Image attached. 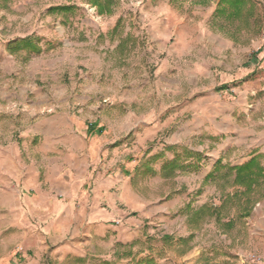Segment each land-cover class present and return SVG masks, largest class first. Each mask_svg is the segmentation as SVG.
<instances>
[{"label":"rangeland","instance_id":"1","mask_svg":"<svg viewBox=\"0 0 264 264\" xmlns=\"http://www.w3.org/2000/svg\"><path fill=\"white\" fill-rule=\"evenodd\" d=\"M216 4L115 0L99 13L88 0H0V202H30L28 235L53 237L39 218L63 200L68 180L55 170L73 161L75 141L95 136L87 193L128 164L135 194L154 202L129 212L136 224L110 241L81 245L91 256L59 257L46 240L5 264H185L178 257L193 246L192 264H264V182L247 190L226 174L264 154V90L244 86L261 70L252 45L264 40V0L228 32L211 25ZM22 38L38 48L15 49ZM3 208L0 237H19L5 229L19 217ZM13 240L0 239V254Z\"/></svg>","mask_w":264,"mask_h":264},{"label":"crops","instance_id":"2","mask_svg":"<svg viewBox=\"0 0 264 264\" xmlns=\"http://www.w3.org/2000/svg\"><path fill=\"white\" fill-rule=\"evenodd\" d=\"M217 1L218 0H215V4ZM255 4L258 5V3ZM213 10L214 8L211 9L210 14H212ZM259 47L260 52L264 56L263 39L259 40L257 45H252L253 49ZM201 65L206 66L205 64ZM208 67L209 69L205 70L206 72L210 70L211 65H208L207 68ZM260 67L261 70L253 75V79H249L246 84H244L247 88L246 91H250L251 94L264 90V57L260 63ZM223 82L224 81H221L218 85H221ZM220 90L222 91L223 89ZM81 132L82 130L79 131V136L83 137V133L81 134ZM78 142H80V146L76 144ZM74 143L75 145L71 150L73 154L69 155L70 157L72 156L73 161H68L69 166L67 169H63L61 166L59 169L55 170L54 174L58 176L62 171V174H60L62 175L61 179L67 177V185L65 186L64 184L63 200H55L47 207L48 212L44 216L51 217L44 218L43 216L39 218L47 222L43 224L42 230L44 233L42 234L46 232L50 233L51 231L53 237H39L36 232L28 235L29 229L27 228L28 225L25 223L26 219H24V217L31 208L30 202L27 203L21 199L18 202L12 203H7V201H5V203L0 202V205L4 207L3 210H8L10 213L13 212L19 217V221H11L5 227L6 230L12 231L10 232L11 234L16 233L19 237H0V239L4 241L14 239L12 245L10 243L7 245V251H5L4 254H0V257H2L0 264H5V261L2 259H11L21 248L25 251L31 248H36L37 252L41 251L42 248H44L46 240L53 242L52 253L57 254L59 257L68 255L91 256L81 245L91 243L92 240L98 238V236L106 241H110L113 236L109 234V231L114 229L121 230V228L124 229L125 225L136 224V221H133L132 217L127 215L129 212L138 210L145 211L149 205L154 203L152 202L151 204L148 200L145 201L135 194L131 183L134 176V172L132 171L134 165L131 166L128 164L123 166L119 172L106 175L105 177L99 175L91 186L90 190L92 195H89L90 193H87L88 190L85 186L88 180V174L86 173H88L87 171H89L93 163L97 165L99 162L98 160L101 156L99 139L95 136L91 139H86L85 143L80 139ZM13 186L14 184H11V187L9 186L5 190L13 192ZM1 190H4V188ZM1 194H4V191ZM26 198L28 200V197ZM40 207L38 210H41ZM65 213L69 215L70 218H68L67 224L61 222ZM80 229H83V232ZM129 240H131V237H124V241ZM200 250L201 246H193L192 249L184 251L178 257V262L192 264L198 257ZM108 255H110V253ZM260 255L264 257V251ZM150 257L154 258V264H165L166 260H168L166 257L161 261L157 260L154 256Z\"/></svg>","mask_w":264,"mask_h":264},{"label":"trees","instance_id":"3","mask_svg":"<svg viewBox=\"0 0 264 264\" xmlns=\"http://www.w3.org/2000/svg\"><path fill=\"white\" fill-rule=\"evenodd\" d=\"M92 4L96 5L99 13L109 12L111 5L115 0H88ZM66 7H54V9H62ZM253 0H218L216 8L213 11L210 22L213 27L223 29L228 32L226 26L232 24L235 20L241 18L245 22H249L250 18L254 14ZM26 48L29 50L37 49L30 38H22L15 41V49ZM88 131H91L90 126ZM264 154H256L247 161L235 165L227 166L226 174L233 173L234 181L244 184L247 190L253 188V185L264 182V162L262 159ZM214 173H211V176ZM204 207L197 209V212L202 211ZM245 213H248L249 206H244ZM243 214L241 213V216ZM147 264H154L153 258L146 259Z\"/></svg>","mask_w":264,"mask_h":264}]
</instances>
